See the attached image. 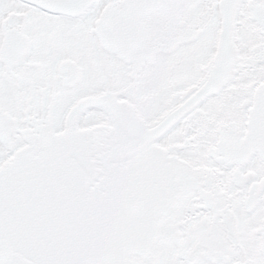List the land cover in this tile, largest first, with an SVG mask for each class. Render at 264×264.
<instances>
[{
    "label": "snow or ice",
    "instance_id": "obj_1",
    "mask_svg": "<svg viewBox=\"0 0 264 264\" xmlns=\"http://www.w3.org/2000/svg\"><path fill=\"white\" fill-rule=\"evenodd\" d=\"M0 264H264V0H0Z\"/></svg>",
    "mask_w": 264,
    "mask_h": 264
}]
</instances>
